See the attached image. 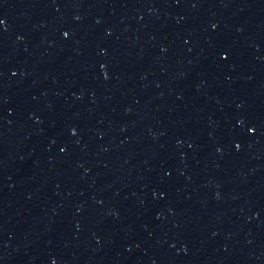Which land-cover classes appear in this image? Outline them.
I'll return each mask as SVG.
<instances>
[{
	"label": "water",
	"instance_id": "95a60500",
	"mask_svg": "<svg viewBox=\"0 0 264 264\" xmlns=\"http://www.w3.org/2000/svg\"><path fill=\"white\" fill-rule=\"evenodd\" d=\"M221 189L239 264H264V0H148Z\"/></svg>",
	"mask_w": 264,
	"mask_h": 264
}]
</instances>
